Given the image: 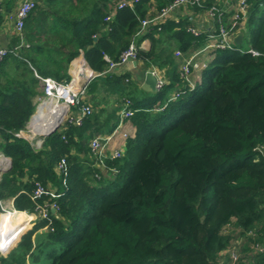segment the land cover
Returning a JSON list of instances; mask_svg holds the SVG:
<instances>
[{
    "label": "trees",
    "instance_id": "16d2710c",
    "mask_svg": "<svg viewBox=\"0 0 264 264\" xmlns=\"http://www.w3.org/2000/svg\"><path fill=\"white\" fill-rule=\"evenodd\" d=\"M152 1L160 11L174 0H139L108 22V0H38L23 28V60L8 54L0 63V153L10 160L0 175V213L1 202L12 200L13 210L37 216L0 264H229L232 250L240 264H264V0H246L241 43L215 50L192 89L172 76L156 93L142 91L144 100L122 77L106 75L87 87L94 111L81 125L45 137L37 151L13 135L42 95L35 74L66 83L80 53L102 74L104 56L119 60ZM213 1L203 0L202 8ZM186 27L165 22L159 39L150 36L151 50H137V58L166 64L173 74L172 59L163 60L155 46L168 33L178 52L201 46L205 37ZM242 43L263 56L240 53ZM100 82L121 102L104 116L93 95ZM179 82L181 94L169 101L167 91ZM122 98L131 102L134 134L121 156L105 158L100 168L89 142L115 130ZM35 183L47 195L34 198ZM51 203L57 209L46 206L40 218L36 207Z\"/></svg>",
    "mask_w": 264,
    "mask_h": 264
},
{
    "label": "crops",
    "instance_id": "0c3cea01",
    "mask_svg": "<svg viewBox=\"0 0 264 264\" xmlns=\"http://www.w3.org/2000/svg\"><path fill=\"white\" fill-rule=\"evenodd\" d=\"M21 1L22 0H0V6L2 9L0 12V49L2 48L11 49L14 47H19V45L21 44H22V48L27 46L23 40V33L21 36L17 35L14 30L13 23L8 21L5 17L6 13L14 11L18 7V5L21 3ZM121 1H127V0H108L109 6H108L107 16L108 15L110 16L109 21L114 17L116 12L118 11V10L117 11L113 10V8ZM155 3H156L155 1H152L153 5L150 6L145 18H151V17L156 16L159 10L156 8ZM240 4H241V0H214L211 3V7L209 8L200 7L196 9V7H190V6H178V7L173 8L168 13L166 19L162 20L159 25H157V23L156 24L154 23V24H151L147 28V30L144 32L143 35L148 33L149 36H146L139 42L138 50H141L144 52H148L149 50H151L153 46L150 40V36L152 35L151 37L155 40L159 39L158 31H160L161 26L165 24V22L167 21L172 22V23H179V22L187 23L186 29H188L189 27H192L193 29L197 30L199 32V35L196 37L200 38L201 36H204L205 37L204 43L201 44V46L193 45L186 52H178L176 50L175 41L169 37V33L165 34L163 37H161V42H160L161 44H159L158 47L156 45L155 48L162 53L161 56L163 60H167L168 58L172 59L174 63V67H175L173 74L171 73L170 67L167 66L166 64H163L162 66H157V65L147 66L148 65L147 62H144L143 60L138 59L136 57V59L131 60L125 64L118 65L117 67H114L113 69H108L106 67V70L100 75L93 72L95 76L88 82V84H86V87H85V93L83 96L85 97V102L93 106V100H91L92 95L87 96L86 94L87 87L89 86L91 82H94L98 78H102L106 75H109L110 77L111 76L122 77L123 82L125 84H128L130 86V90H133L136 95L141 94L142 91L146 93L148 96L157 92V91H154V89H151L150 91L148 90L146 91L144 89L145 87L149 89V86L146 84V73L149 70L153 71V74L155 75L156 78H160L164 81L163 85H170L172 76L173 77L178 76L181 83L187 86L186 82H184V80L182 79L180 75V68L186 61H188L193 56H194L193 61L194 63L197 64L198 67L195 68L194 70L191 69L188 79L190 81V84L194 87L196 84L199 83L202 71L209 65L211 59L214 56L213 50H210V49L204 50L205 46L208 44L207 35L211 33L215 27L214 18L210 14L211 8H216L217 11L221 13L223 24L225 26H229L233 22L234 15L238 12L240 8ZM236 35H241V34L237 32ZM137 37L138 36H135L133 40L135 41ZM234 37L235 35L233 36V38ZM19 50L20 48H18L17 50V55H13V56L18 59L23 60V58L20 56ZM82 60H84V58H83L82 53H80L77 57H75L69 63L68 68H67V73L70 78L72 75H74V72L77 71V67H75L76 64L79 62H82ZM29 68L32 69L30 65H29ZM35 77H36V74H35ZM181 83L180 82L178 84L175 83L174 84L175 87L173 86V88H169V90L167 91V98L173 95L176 92V90L180 88ZM82 86H83V79L82 77L79 76L77 87L81 88ZM96 87L97 88L93 95H96L98 97V99L95 100L96 102L100 101V105H98L96 109L104 110L101 116H104L107 112L113 111L114 108L118 107L121 104V102L116 104V100H117L116 92H114L113 90H109V89L106 90L104 86L102 87L101 82ZM40 89H41V86H40ZM108 94H109L108 99L107 98L102 99L103 97H106V95ZM146 94L140 95V97L144 100H147L148 96H146ZM34 101L36 105L35 110H34L35 112L37 108L38 98H35ZM121 101L122 102L125 101V98H122ZM34 112L29 118L24 130L20 131L24 134L22 139L26 140L31 147H32L31 140L36 137V133L32 135L27 132L29 131L28 125L34 116ZM119 121L120 119L118 115L117 125L119 126H117V132L116 134L113 135V138L109 143L110 145L107 149V154H110L114 150H121V151L123 150V145H124L123 144L124 143L123 134L127 135L128 137H131L134 134V128L132 124L130 123L129 119H122L121 122ZM103 136H109V135H103ZM0 155L2 154L0 153ZM2 162L3 160L0 157V163ZM9 167H10V162H9L8 167L5 170H1L0 172L7 171ZM51 192L53 193L54 189H52ZM7 202L10 204L12 208L11 211H14L12 200H5L1 202V210H2L3 204ZM5 212H8V211H5ZM28 220H29L28 223L31 220H33L32 224H34L36 218L34 219V215H33L32 217L30 216Z\"/></svg>",
    "mask_w": 264,
    "mask_h": 264
},
{
    "label": "built area",
    "instance_id": "2783aa9c",
    "mask_svg": "<svg viewBox=\"0 0 264 264\" xmlns=\"http://www.w3.org/2000/svg\"><path fill=\"white\" fill-rule=\"evenodd\" d=\"M139 0H127V1H121L119 2L113 10H121L124 8H132L135 3H137ZM203 0H174L170 5L167 7L161 9L156 16L151 18H145L140 21V29L136 33L135 36H139L144 34V32L147 30V28L151 24L159 25L160 22L164 19H166L168 13L175 7L178 6H190V7H202ZM38 0H22L21 3L18 5V7L12 11L7 12L5 17L8 21L13 23L14 30L17 35L21 36L23 33V28L25 25V21L28 18L31 11L37 6ZM1 6H0V12H1ZM247 10V4L246 0H241L240 8L238 12L234 15L233 22L229 26H225L223 24L221 13L217 11L216 8H211L210 14L214 18V24L215 27L211 33L207 35L208 44L205 46V49L210 50H235L234 43H233V36H237V32L240 30V28L243 26V21L245 20ZM110 19V16L108 15L105 17L104 21L108 22ZM188 32H190L193 36H198L199 32L192 27H189L187 29ZM18 48H22V44L19 45V47H14L11 49H0V63L3 61V59L8 55H17ZM137 50L138 46L136 45L135 41L132 39L129 43L128 47L120 54L119 60L117 62L110 61L106 56H104V59L108 63V69H113L114 67H117L118 65L125 64L131 60L136 59L137 57ZM240 53L244 54H250L253 57H259L263 56L261 53L257 52L254 49L248 48L246 50L237 49ZM194 56L191 57L188 61H186L180 68V75L184 82H186L187 87L189 89H192L193 86L190 84V81L188 79L191 69L194 70L197 68V64L193 61ZM89 70V69H88ZM90 71V70H89ZM78 75H72L70 80L66 83L57 82L51 78L47 77H39L36 75V78L39 80L42 95L40 98H38L37 108L35 111V114L38 110V108L42 105H57L62 104L64 105V113L62 116L56 118L53 122L52 120H43L39 121L36 125L32 126V120L31 119L29 123V131L27 133L29 134H35L36 137L31 140L32 147L34 150H39L42 147L43 141H44V134L50 131L57 123L59 124V128L57 130H61L66 128L68 125H75L79 126L82 124L85 117L91 114L92 108L87 103H82V99L84 98L85 93V87L79 88L77 87L78 82ZM164 84V81L160 78H157L156 88L159 89ZM181 94L180 90H176V92L171 95L168 100L172 101L175 100L179 95ZM131 102L129 100H125V104L123 108L119 111V119L121 122L122 119H128L130 116L133 115V110L130 109ZM35 116V115H34ZM33 116V117H34ZM35 128H40L39 130H35ZM16 138H22L24 134L22 132L13 134ZM114 133L109 134V136H95L93 139L89 142V147L93 156L94 164L97 165L100 168H104V159L105 158H118L121 156L122 151L121 150H114L110 154H107V149L109 147V143L113 138ZM128 136L123 134V138H127ZM63 138V137H62ZM1 159L3 160L2 163H0V171L5 170L10 160L7 157H4L0 155ZM65 165V160L61 159L57 165H56V171L60 172L63 170V167ZM48 191L45 187H43L39 183H35V189L33 192V197L38 198L42 195H47ZM46 206H49V208L53 211L57 209V206L55 203H51L50 205H44V206H37V210L40 213V218H45L47 216L46 214ZM37 218V216L34 214V219ZM4 247H8L5 251H2ZM11 246L9 244H4L2 247H0V254L5 255L9 252ZM257 248V247H256ZM229 264H240L238 263V251L232 250L230 252L229 256Z\"/></svg>",
    "mask_w": 264,
    "mask_h": 264
},
{
    "label": "bare ground",
    "instance_id": "6f19581e",
    "mask_svg": "<svg viewBox=\"0 0 264 264\" xmlns=\"http://www.w3.org/2000/svg\"><path fill=\"white\" fill-rule=\"evenodd\" d=\"M75 67H77V71L74 72L75 76L89 73L88 68L83 66L82 62L77 63ZM63 113L64 105L62 104H57L55 106L50 104L42 105L38 108L35 116L33 117L32 126L39 123V121L43 120V118L49 121L52 120L53 122L56 118L62 116ZM39 129L40 128H35L34 131ZM3 215V220L0 221V247H2L6 242L8 243L14 233L25 228L28 225L27 221L30 217L24 212L16 210L4 212Z\"/></svg>",
    "mask_w": 264,
    "mask_h": 264
},
{
    "label": "water",
    "instance_id": "95a60500",
    "mask_svg": "<svg viewBox=\"0 0 264 264\" xmlns=\"http://www.w3.org/2000/svg\"><path fill=\"white\" fill-rule=\"evenodd\" d=\"M241 40H242V36L237 35L236 37L233 38V43L236 45H239L241 43ZM82 65L89 69L88 65L86 64V62L84 60H82ZM79 76L83 78V86H84V85L88 84V82L95 76V74L90 70L89 73L79 74ZM156 83H157V78L153 74V71L152 70L147 71V73H146V84L149 86V89L147 87H145L144 89L146 91L147 90L150 91L151 89H154V91H157ZM58 128H59V124L57 123L50 131H48L47 133L44 134V137H47V136L51 135L52 133L56 132ZM51 211H53V210H51ZM24 233L25 232L23 231L20 234V236L17 239L18 241ZM17 242L15 241V243H17Z\"/></svg>",
    "mask_w": 264,
    "mask_h": 264
},
{
    "label": "rangeland",
    "instance_id": "374dc122",
    "mask_svg": "<svg viewBox=\"0 0 264 264\" xmlns=\"http://www.w3.org/2000/svg\"><path fill=\"white\" fill-rule=\"evenodd\" d=\"M249 48V46L247 45V44H245V43H242V45H241V47H240V49L241 50H246V49H248ZM106 98L108 99L109 98V94L108 95H106ZM103 103V102H102ZM101 103V104H102ZM88 104V103H87ZM104 104V103H103ZM89 105V104H88ZM90 107L92 108V110L94 111V108H93V106L92 105H90ZM34 115H35V112H34ZM29 126V125H28ZM117 126H119V125H117ZM117 126H116V128H115V130L112 132V133H114V134H116V132H117ZM124 139V141H125V139L126 138H123ZM123 141V142H124ZM124 144V143H123ZM2 173H4V172H0V175L2 174ZM12 210V208H11V206H10V204L7 202V203H4L3 204V206H2V211H1V215H2V219L1 220H3V217H4V215H3V213L5 212V211H11ZM25 213V212H24ZM26 215H30V214H27V213H25ZM31 217L33 216V215H30ZM29 221V220H28ZM27 221V222H28ZM33 220H31L29 223H28V225H27V227H26V229H24L23 231L24 232H26L27 230H29L32 226H33ZM22 231V232H23ZM21 232V233H22ZM20 233V234H21ZM20 234L18 235V237L20 236ZM18 240H16V242H17ZM238 244H239V242L237 243V246L236 247H238ZM16 245V243L14 242L13 244H12V246H11V249L14 247ZM235 249V248H234ZM3 250H6L5 248L3 249ZM6 255V254H5Z\"/></svg>",
    "mask_w": 264,
    "mask_h": 264
}]
</instances>
